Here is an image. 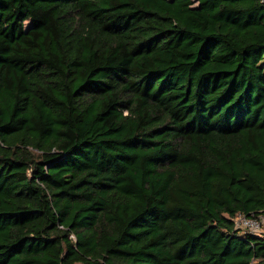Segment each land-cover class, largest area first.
Instances as JSON below:
<instances>
[{"label":"trees","instance_id":"1","mask_svg":"<svg viewBox=\"0 0 264 264\" xmlns=\"http://www.w3.org/2000/svg\"><path fill=\"white\" fill-rule=\"evenodd\" d=\"M239 214L262 0H0V264H264Z\"/></svg>","mask_w":264,"mask_h":264},{"label":"built area","instance_id":"2","mask_svg":"<svg viewBox=\"0 0 264 264\" xmlns=\"http://www.w3.org/2000/svg\"><path fill=\"white\" fill-rule=\"evenodd\" d=\"M264 3V0H262ZM235 226L243 234L261 235L264 233V215L258 217H247L239 214L235 219Z\"/></svg>","mask_w":264,"mask_h":264},{"label":"rangeland","instance_id":"3","mask_svg":"<svg viewBox=\"0 0 264 264\" xmlns=\"http://www.w3.org/2000/svg\"><path fill=\"white\" fill-rule=\"evenodd\" d=\"M196 1V0H195ZM196 5H197V2H196Z\"/></svg>","mask_w":264,"mask_h":264}]
</instances>
